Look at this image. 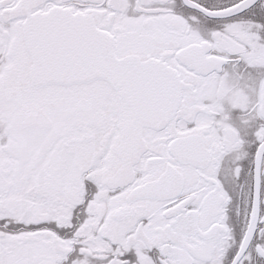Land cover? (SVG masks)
I'll return each instance as SVG.
<instances>
[{"label":"snow or ice","instance_id":"snow-or-ice-1","mask_svg":"<svg viewBox=\"0 0 264 264\" xmlns=\"http://www.w3.org/2000/svg\"><path fill=\"white\" fill-rule=\"evenodd\" d=\"M0 264H264V0H0Z\"/></svg>","mask_w":264,"mask_h":264}]
</instances>
